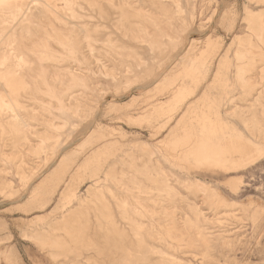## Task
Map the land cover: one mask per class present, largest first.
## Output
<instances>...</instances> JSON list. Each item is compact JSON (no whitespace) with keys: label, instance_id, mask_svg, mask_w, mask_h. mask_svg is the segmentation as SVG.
I'll return each mask as SVG.
<instances>
[{"label":"rangeland","instance_id":"374dc122","mask_svg":"<svg viewBox=\"0 0 264 264\" xmlns=\"http://www.w3.org/2000/svg\"><path fill=\"white\" fill-rule=\"evenodd\" d=\"M0 2V264H264V0Z\"/></svg>","mask_w":264,"mask_h":264},{"label":"bare ground","instance_id":"6f19581e","mask_svg":"<svg viewBox=\"0 0 264 264\" xmlns=\"http://www.w3.org/2000/svg\"><path fill=\"white\" fill-rule=\"evenodd\" d=\"M2 1H4V0H2ZM1 3V2H0ZM4 3V2H3ZM90 4V3H89ZM1 6V5H0ZM0 8H2V7H0ZM178 8V7H177ZM114 9V8H113ZM1 10V9H0ZM28 10V9H27ZM137 10V9H136ZM141 11H142V9H141ZM7 12V11H6ZM137 12H138V10H137ZM144 12V11H143ZM142 12V13H143ZM146 13V12H145ZM250 14H252L251 12H249ZM137 14V13H136ZM150 14V13H149ZM102 15V14H101ZM151 15V14H150ZM179 15V14H178ZM255 15V14H254ZM257 15V14H256ZM259 15H261V13L259 14ZM99 16V15H98ZM145 17V16H144ZM258 17V16H257ZM260 17H262V15L261 16H259V18ZM90 18V17H89ZM101 18V17H100ZM142 18V17H141ZM145 19V18H144ZM147 19V18H146ZM257 19V18H256ZM248 20H250V22H252L251 21V18H248ZM261 20V19H260ZM145 21V20H144ZM255 22V21H254ZM261 23V22H260ZM258 24H259V20H258ZM129 25V24H128ZM142 26V25H141ZM102 27V26H101ZM146 27H147V25H146ZM255 27V26H254ZM88 28V27H87ZM146 29H148V28H146ZM259 29H260V27H259ZM143 30V29H142ZM167 30V29H166ZM168 30H170V28L168 29ZM168 30L166 31V34H168L167 32H168ZM138 31H139V28H138ZM144 31H146V30H144ZM165 31V30H164ZM140 32V31H139ZM258 32V31H257ZM260 33L262 32V31H259ZM259 32H258V34H259ZM89 33V32H88ZM153 43H155V44H159L160 43V37H159V35L156 33V32H154V30H153ZM171 34V33H170ZM262 34V33H261ZM111 35V34H110ZM256 35V34H255ZM263 35V34H262ZM108 36V35H107ZM161 36V35H160ZM170 36V35H169ZM91 38V37H90ZM264 39V38H263ZM245 47V46H244ZM112 48V47H111ZM246 49V48H245ZM116 50V49H115ZM250 51V50H249ZM247 52V51H246ZM241 53V52H240ZM244 53V52H243ZM119 54V53H118ZM237 54H239V52L237 53ZM246 57V56H245ZM140 59V58H139ZM260 60V59H259ZM101 61V60H100ZM25 65V64H24ZM58 69V68H57ZM105 69V68H104ZM238 76H239V80H240V82L241 83H245V82H247V80H246V76H245V71H244V69H239L238 70ZM102 74V73H101ZM107 76V75H106ZM248 81H249V79H248ZM73 83V82H72ZM53 84V83H52ZM43 86V85H42ZM94 89V88H93ZM47 92V91H46ZM63 93V92H62ZM61 94V93H60ZM71 97V96H70ZM17 102V101H16ZM247 103V102H246ZM255 105V104H254ZM79 106V105H78ZM246 109V108H245ZM80 113V112H79ZM263 114H264V110H263ZM254 124L255 123V120L254 119H251L250 121H248L247 122V127H249V128H251V124ZM2 127V126H1ZM13 129V128H12ZM18 130V129H17ZM15 132V131H14ZM21 133V132H20ZM17 142V141H16ZM237 147V146H236ZM232 148V147H231ZM231 150V149H230ZM234 150V149H233ZM236 150H237V148H236ZM240 149L238 148V151H239ZM242 150V149H241ZM240 150V151H241ZM251 150V149H250ZM237 151V152H238ZM233 152V151H232ZM237 152H235V153H237ZM242 152V151H241ZM240 153V152H239ZM243 155V154H242ZM158 179V178H157ZM162 180H163V178H161ZM161 180V181H162ZM168 180V179H167ZM164 181H165V179H164ZM163 181V182H164ZM137 182V181H136ZM135 182V183H136ZM156 182V181H155ZM164 183H166V182H164ZM163 183V184H164ZM120 184V183H119ZM162 184V185H163ZM164 185H167V184H164ZM163 185V186H164ZM169 185V184H168ZM168 185H167V187H168ZM120 186V185H119ZM190 186V185H189ZM166 187V186H165ZM234 187H237V186H234ZM209 188V187H208ZM209 192V191H208ZM132 194V193H131ZM167 194V193H166ZM103 196V195H102ZM104 202V201H103ZM184 203V202H183ZM108 205V204H107ZM141 207V206H140ZM138 213V212H137ZM132 214V213H131ZM158 215V214H157ZM99 218V217H98ZM142 218V217H141ZM172 220V219H171ZM142 223V222H141ZM118 225V224H117ZM146 226V225H145ZM119 227V226H118ZM112 229V228H111ZM122 231V230H121ZM114 233V232H113ZM153 233V232H152ZM42 234V233H41ZM136 234V233H135ZM182 234H184V233H182ZM33 235V234H32ZM66 235V234H65ZM125 235V234H124ZM171 235H173L172 233H171ZM110 236V235H109ZM32 237V236H31ZM34 237V236H33ZM121 237V236H120ZM143 237V236H142ZM182 237V236H181ZM180 237V238H181ZM37 238V237H36ZM141 238V237H140ZM146 239V238H145ZM42 240V239H41ZM44 240V239H43ZM194 240V239H193ZM195 240H196V238H195ZM40 241V240H39ZM48 241V240H47ZM140 241V240H139ZM197 241V240H196ZM194 242V241H193ZM40 243V242H39ZM50 243H52V242H50ZM70 243V242H69ZM73 243V242H72ZM54 244V243H53ZM196 244V243H195ZM41 245H43L42 243H41ZM56 245H54V247H55ZM205 246H206V244H205ZM201 247V246H200ZM205 248H207V247H205ZM117 249V248H116ZM209 249V248H208ZM201 250V249H200ZM206 250V249H205ZM59 253V252H58ZM126 255V254H125ZM61 256V255H60ZM67 256V255H66ZM80 257V256H79ZM131 260V259H130ZM117 261V260H116ZM129 262V261H128ZM125 263V262H124ZM130 263V262H129ZM128 264V263H127Z\"/></svg>","mask_w":264,"mask_h":264},{"label":"crops","instance_id":"0c3cea01","mask_svg":"<svg viewBox=\"0 0 264 264\" xmlns=\"http://www.w3.org/2000/svg\"><path fill=\"white\" fill-rule=\"evenodd\" d=\"M0 244H1V240H0ZM1 254H4V256H5V259H7V260H9L10 258L8 257V251H4V250H2V251H0V255Z\"/></svg>","mask_w":264,"mask_h":264}]
</instances>
